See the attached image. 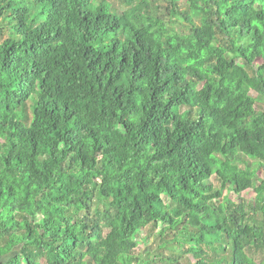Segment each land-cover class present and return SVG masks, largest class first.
I'll return each instance as SVG.
<instances>
[{
    "label": "trees",
    "instance_id": "1",
    "mask_svg": "<svg viewBox=\"0 0 264 264\" xmlns=\"http://www.w3.org/2000/svg\"><path fill=\"white\" fill-rule=\"evenodd\" d=\"M122 3L0 0V264H264V0Z\"/></svg>",
    "mask_w": 264,
    "mask_h": 264
},
{
    "label": "rangeland",
    "instance_id": "2",
    "mask_svg": "<svg viewBox=\"0 0 264 264\" xmlns=\"http://www.w3.org/2000/svg\"><path fill=\"white\" fill-rule=\"evenodd\" d=\"M112 3H114V5L118 8H122L123 7V3L122 0H110ZM187 5V4H186ZM186 5H183V8L186 7ZM164 6L163 3H156L155 7L157 8H162V11L164 12ZM167 21H168V25L171 29L178 31L180 33H189V26H187L185 23H183V21H181V19H178L177 17L172 18L171 16H167ZM6 38V37H4ZM2 38V39H4ZM248 92H250L252 95L257 96V93H255L254 91L248 89ZM260 107L264 110V103L260 104ZM187 108H184V110ZM27 114L30 116L32 115V106L29 103V106L27 108ZM244 167V165H242ZM258 183H260L263 179H264V172L261 171L258 174ZM211 185H213L215 188H221L222 187V183L220 181V179L217 176H214L211 178L210 180ZM226 192V191H225ZM227 193V192H226ZM259 191L257 189L255 190H249L247 192H244L241 197L243 199H249L251 201H254L257 197H258ZM229 198L235 202L238 203L240 197L234 192V191H230L229 192ZM260 217V216H259ZM262 217H260L261 219ZM161 227H159L158 229H155L151 232V236L148 238L147 242H141V248H140V259L142 262L144 261H148L150 260L151 262L155 261V257L157 255V253L159 251H161L159 249V246L162 244L163 240H172L175 237V233L173 231H169V233L163 237L161 235H159L158 233L160 232ZM192 230V229H191ZM179 234L182 236V242H174L173 244L167 246L163 253L165 257H172L173 254L179 256V260H180V264H194L196 263L198 260L201 259V255H195V254H191V253H186V250L188 248V246L184 243V238L189 235V232H179ZM252 257H254L255 259H257L258 261H260L262 259V256L257 255L254 252L250 253ZM6 259V258H5ZM4 260V259H2ZM50 260L48 257H44L42 259V264H49ZM159 264H171L170 262H160ZM175 264V263H173Z\"/></svg>",
    "mask_w": 264,
    "mask_h": 264
}]
</instances>
